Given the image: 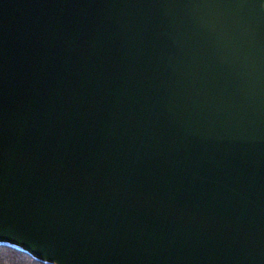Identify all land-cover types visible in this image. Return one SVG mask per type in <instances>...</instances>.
Wrapping results in <instances>:
<instances>
[{"label":"water","instance_id":"water-1","mask_svg":"<svg viewBox=\"0 0 264 264\" xmlns=\"http://www.w3.org/2000/svg\"><path fill=\"white\" fill-rule=\"evenodd\" d=\"M0 244L264 264V0H0Z\"/></svg>","mask_w":264,"mask_h":264},{"label":"trees","instance_id":"trees-1","mask_svg":"<svg viewBox=\"0 0 264 264\" xmlns=\"http://www.w3.org/2000/svg\"><path fill=\"white\" fill-rule=\"evenodd\" d=\"M0 264H48L33 257L30 253L9 245L0 244Z\"/></svg>","mask_w":264,"mask_h":264}]
</instances>
